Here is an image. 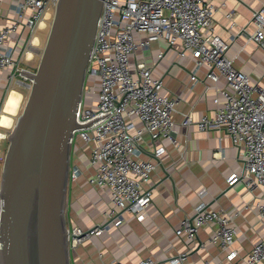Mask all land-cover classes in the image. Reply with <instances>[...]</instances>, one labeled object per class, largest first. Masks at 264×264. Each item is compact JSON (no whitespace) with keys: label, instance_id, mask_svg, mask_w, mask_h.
Segmentation results:
<instances>
[{"label":"built area","instance_id":"2783aa9c","mask_svg":"<svg viewBox=\"0 0 264 264\" xmlns=\"http://www.w3.org/2000/svg\"><path fill=\"white\" fill-rule=\"evenodd\" d=\"M57 1L0 0V4H7L5 9L0 7L3 20L0 23V73L7 72L6 79L0 78V82L4 81L6 86L20 82L15 75H19L21 69L14 48L6 45L7 39L20 25L32 36L49 18V11L54 10ZM214 9L213 0H103L87 62L83 98L76 113L80 126L72 132L71 146L89 147V163L85 169L90 171L86 180L93 187L109 190L111 209L106 213V221L117 216L118 211L140 215L152 201L150 174L155 164L139 157L144 134L147 133L151 140L167 137L172 143L177 141L172 114L181 98L160 94L163 82L152 76V66L136 63L134 73L129 66L132 54L160 39L171 46L179 41L180 57L189 54L193 60L189 87L193 88L199 80L196 73L203 65L207 78L226 80L229 90L220 91L223 101L214 98V116L204 115L196 123L201 130L223 129L239 146L241 173L233 175L231 181L239 180L245 187L259 190L256 211L264 220V79L252 83L245 73L234 67L233 58L225 54L227 44L213 33ZM226 15L231 17L230 12ZM251 22L254 31L248 40L264 49V1L253 10ZM134 32L145 36L135 40ZM162 55L161 51L158 56ZM95 93V104V99L92 103L85 100L87 94L93 98ZM132 116L140 119V126L133 124ZM192 122L193 112H185L181 123ZM82 172L81 168L70 167V179L76 180ZM1 206L0 199V214ZM205 225L213 227L208 241L228 250L229 261L205 258L203 264L264 262V236L252 245L249 253L238 255L233 248L237 230L231 223V216L220 214L205 202L194 208L192 216L186 215L181 220L175 234L193 241L198 229ZM104 227L99 224L87 230L69 229L70 246L100 233ZM189 250L172 253L167 257L168 263L186 264ZM235 256L237 258L232 259ZM130 264L160 262L145 257Z\"/></svg>","mask_w":264,"mask_h":264},{"label":"crops","instance_id":"0c3cea01","mask_svg":"<svg viewBox=\"0 0 264 264\" xmlns=\"http://www.w3.org/2000/svg\"><path fill=\"white\" fill-rule=\"evenodd\" d=\"M263 1L213 0V33L227 44L225 54L233 58L234 67L245 73L252 83L264 79V49L253 40H248L249 34L254 31L252 12ZM0 7L5 9L7 4L1 3ZM228 12L231 17L226 15ZM46 27L47 18L32 36L21 25L10 34L6 45L14 48V56L21 68L22 63L33 60L35 50L37 52L40 49L43 36L47 35ZM133 36L139 40L145 34L134 32ZM180 49L179 41L171 46L160 39L150 47L132 54L129 64L133 73L136 63L145 62L152 66V76L161 78L163 82L160 94L178 95L181 98L176 112L172 114L177 141L172 143L167 137L151 140L145 133L140 145L139 157L155 164L150 174L152 201L144 213L137 215L118 211L117 216L106 221V213L111 209L109 190L106 187H93L86 180L90 171L85 169L89 163V147L79 144L71 146L70 166L81 168L83 172L76 180H69L67 226L69 229L80 227L87 230L95 225H105L100 233L70 246L71 264H130L145 257L154 258L160 264H169L168 256L186 248L190 249L186 264H203L205 258L229 261L228 250L208 241L212 226L200 227L193 241L186 237L181 239L175 234L181 220L186 215L192 216L194 208L201 202L220 214L231 216V223L237 230L233 248L238 251V255L249 253L252 245L264 236V220L258 217L256 211L259 190L249 189L239 180L231 181L233 175L241 173L239 146L232 142L223 129L201 130L196 123L204 115L214 116V98L223 101L220 91L229 90L227 82L223 77L217 81L207 78L206 66L203 65L196 73L199 80L193 88L189 87L193 60L189 54L180 57ZM161 51L163 55L159 57ZM26 67L29 69L28 65ZM6 76V71L0 73V78L6 79ZM23 83L28 84L27 79ZM4 87L6 85L1 81L0 101ZM15 90L19 94L18 103L14 112H7L10 123L4 125L0 122L2 134H5L3 130L8 131L11 127L12 118L24 98L25 89ZM96 95L92 98L87 94L85 100L92 103L95 99V104ZM190 110L193 112V122L184 125L181 123L183 114ZM4 111L3 103L0 119L6 113ZM131 120L135 126L141 125L137 116H132Z\"/></svg>","mask_w":264,"mask_h":264},{"label":"water","instance_id":"95a60500","mask_svg":"<svg viewBox=\"0 0 264 264\" xmlns=\"http://www.w3.org/2000/svg\"><path fill=\"white\" fill-rule=\"evenodd\" d=\"M103 0H58L0 173V264H71L72 132Z\"/></svg>","mask_w":264,"mask_h":264},{"label":"rangeland","instance_id":"374dc122","mask_svg":"<svg viewBox=\"0 0 264 264\" xmlns=\"http://www.w3.org/2000/svg\"><path fill=\"white\" fill-rule=\"evenodd\" d=\"M53 12H54V10H52V9L49 11V18H47V27H46V30H47V31H45L46 33H48V30H49V27H50V23H51V20H52V16H53ZM46 37H47V35H46V36H43V39H42L41 44H40V49H38L37 52H36V50H35V54L33 53V54H34V55H33V60L30 59L31 61H30V62H26V64H25V61H24V62L22 63V68H26V69H28V68L26 67V65H28V67H29L28 70H32V71H34V70L36 69L37 64H38V60H39V57H40V54H41V51H42V48H43L44 43H45V40H46ZM28 63H29V64H28ZM15 77H16V79L19 80L20 82H18V81H17V82H13V83H11L10 85L4 87V88H3V93H2V98H1V101H0V109H1L3 103L5 102L6 95H7V93H8L11 89H14V90H15V89H18V88L25 89V94H24L23 101H22V103H21V105H20V107H19V110L17 111V113H16V114L13 116V118H12L13 122H12L11 127L13 126V124H14V122H15V120H16V117H17L18 114L21 112L22 107H23V104H24V101H25V99H26V97H27V94H28V91H29V86H28V84H24V83H23V81H26V79H25L24 77L20 76V74H19V75L16 74ZM27 82L29 83L30 81L27 79ZM96 88H97V87H96ZM11 127L9 128L8 131H4V130L2 131L3 133H5L6 138L2 139V142L0 143V173H1V168H2V163H3V158H4L5 150H6V147H7V144H8L7 136H8V133H9ZM0 129H2V128H0Z\"/></svg>","mask_w":264,"mask_h":264},{"label":"bare ground","instance_id":"6f19581e","mask_svg":"<svg viewBox=\"0 0 264 264\" xmlns=\"http://www.w3.org/2000/svg\"><path fill=\"white\" fill-rule=\"evenodd\" d=\"M19 94L16 92V90L11 89L5 98L4 102V114L1 115L0 122L4 125H8L10 123V116L7 114V112H14L17 103H18ZM4 137V134L0 133V140Z\"/></svg>","mask_w":264,"mask_h":264}]
</instances>
